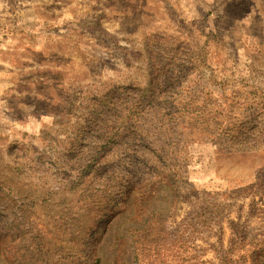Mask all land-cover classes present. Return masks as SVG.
Returning a JSON list of instances; mask_svg holds the SVG:
<instances>
[{
    "label": "rangeland",
    "instance_id": "1",
    "mask_svg": "<svg viewBox=\"0 0 264 264\" xmlns=\"http://www.w3.org/2000/svg\"><path fill=\"white\" fill-rule=\"evenodd\" d=\"M165 2L0 0V264H264V0Z\"/></svg>",
    "mask_w": 264,
    "mask_h": 264
},
{
    "label": "trees",
    "instance_id": "2",
    "mask_svg": "<svg viewBox=\"0 0 264 264\" xmlns=\"http://www.w3.org/2000/svg\"><path fill=\"white\" fill-rule=\"evenodd\" d=\"M246 242V238L243 236H239V234H235V238L232 240V244L234 246L236 245H242L245 244ZM3 253V250H0V254ZM96 253H93V255H95ZM232 256L230 255V253L226 254L225 256L222 257L223 261H231L232 264H235L234 262H232ZM223 264V262L221 263ZM225 264V263H224Z\"/></svg>",
    "mask_w": 264,
    "mask_h": 264
},
{
    "label": "crops",
    "instance_id": "3",
    "mask_svg": "<svg viewBox=\"0 0 264 264\" xmlns=\"http://www.w3.org/2000/svg\"><path fill=\"white\" fill-rule=\"evenodd\" d=\"M162 4H163V6H165V7H168V6H169L168 3L165 2V0H162Z\"/></svg>",
    "mask_w": 264,
    "mask_h": 264
}]
</instances>
